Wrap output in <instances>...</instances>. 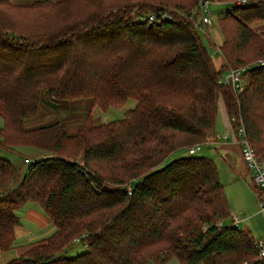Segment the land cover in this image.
I'll list each match as a JSON object with an SVG mask.
<instances>
[{"label": "trees", "instance_id": "trees-1", "mask_svg": "<svg viewBox=\"0 0 264 264\" xmlns=\"http://www.w3.org/2000/svg\"><path fill=\"white\" fill-rule=\"evenodd\" d=\"M207 1L210 9L229 0ZM198 5L0 0V148L47 153L26 157L24 171L0 156V251L18 247L16 211L26 203H38L56 227L7 264H264L249 231L218 226L230 208L212 158L188 152L160 166L214 137L220 99L264 161V65L248 71L242 94L220 84L224 70L196 28ZM164 12L171 19H141ZM219 22L225 65L264 57V0L223 11ZM123 37L127 45L119 43ZM41 99L50 112L80 101V115L49 114L48 124L26 125L49 120L40 115ZM129 99L135 106L121 119L92 115L96 106L107 110ZM76 238L86 250L67 257Z\"/></svg>", "mask_w": 264, "mask_h": 264}, {"label": "rangeland", "instance_id": "rangeland-1", "mask_svg": "<svg viewBox=\"0 0 264 264\" xmlns=\"http://www.w3.org/2000/svg\"><path fill=\"white\" fill-rule=\"evenodd\" d=\"M36 1L40 0H14L16 4L21 5H28L32 4ZM238 0H229L228 2H224L227 4H211L210 10L212 12V25L210 27V37L207 35V31L205 32L199 27V19L195 18V22L197 25V29L201 35V39L206 47V49L209 51L210 55L213 57L215 61L216 68L219 70H224L223 73L226 70L229 69H235L237 67H240L245 64L255 63L258 61V58H255L249 62H244L241 65H238L236 67L231 66L228 64L225 65L223 62V59H221V52H220V46L222 45L223 41V35L221 32L220 22H219V14L223 11H226L230 9V4L232 2H235ZM172 17L171 14H168ZM227 28L230 31H235L236 22L233 21V19H228L226 21ZM260 25V22H255L251 24L250 26L253 29H256V27ZM262 29V28H260ZM120 44L125 45V38H121L119 41ZM127 45V44H126ZM97 47L91 48V51L95 52ZM260 59H262L260 57ZM228 66V67H227ZM102 70V69H101ZM246 81L245 85L249 82L250 76L248 75V72L246 73ZM42 100H40V108L39 111H41L40 115H44L46 119H49L48 121L43 119L42 116L38 118H30L25 121V124H37V125H43L48 124V122L51 121V118H49V114L58 116L59 118H66V117H79L80 112L77 111L76 103L80 102L77 101L75 104L71 103L72 101L64 102V108L63 111H51L50 109L43 107ZM71 103V104H70ZM220 104L223 105V103L220 101ZM84 105V104H81ZM116 107H110L107 110H101L98 106L94 107L92 109V115L96 117L100 122H109L113 120H118L124 117L125 112L129 109L134 108L135 101L133 99H129L124 105H115ZM224 106V105H223ZM231 119V118H229ZM4 126V120L0 115V128ZM218 136H223L224 134L217 132ZM216 135L212 139L207 140L206 142H202V150L199 152L198 155L207 156L214 160L216 163L219 177L221 180V183L224 186V191L228 200L229 208H230V214L231 216L235 214L236 216H240L241 222L238 224V228L242 230H248L255 239H264V212H261L258 205V193L255 191L254 186L251 182L250 175H246L238 169L237 166L232 164V161H224L222 159L221 153L219 148L215 145H210L207 142H214L216 140ZM196 144H199L196 143ZM195 145V144H193ZM191 145V146H193ZM190 146V147H191ZM189 147V148H190ZM217 148V149H216ZM21 153H18L16 151H0V156L13 160L15 164H19L24 168V170L27 168L29 163L24 162V158L28 157L30 160H33L34 158L41 157V155H46L47 153H44L42 151H39L38 149L31 148V147H23L20 149ZM188 155V149L183 148L179 149L176 152L172 153L167 157V159L160 165L161 167L165 164L171 162L174 159L180 158L182 156ZM35 203V202H34ZM39 206L38 204H35ZM40 207V206H39ZM17 213V212H16ZM46 215V214H45ZM19 216V215H18ZM47 216V215H46ZM18 218L22 220V215H20ZM227 225H233L232 220L228 219L225 221ZM56 228H54V225L52 226L49 235L50 236L55 232ZM45 236V237H46ZM78 240V241H77ZM80 240L78 238L74 239V243L71 244V246L68 249V252L66 254L67 257H76L78 254H81L86 250V247L82 243H78ZM19 245V244H18ZM20 246V245H19ZM18 246V247H19ZM10 258L11 255H13V252L4 254L0 251V264H6L7 257ZM165 264H181L180 261L176 258H172L170 261H168Z\"/></svg>", "mask_w": 264, "mask_h": 264}, {"label": "built area", "instance_id": "built-area-1", "mask_svg": "<svg viewBox=\"0 0 264 264\" xmlns=\"http://www.w3.org/2000/svg\"><path fill=\"white\" fill-rule=\"evenodd\" d=\"M244 3H246V0H238L232 2L230 3V9H232L236 5ZM194 13L198 14L199 27L204 31L206 30L207 35L210 37V27L213 23L212 12L209 9V1L199 0L198 9H196ZM168 14L169 13L166 12L160 13L159 15L152 13L146 16H142L141 19L144 21H148L149 23H155L162 20L171 19V16ZM258 65H264V57H262V59H258V61L255 63L245 64L235 69L226 70L220 77L219 83L224 85L225 87H228L235 94H242L247 85H245L246 73L250 69ZM230 121L234 125L237 120L232 117ZM235 135L238 144L240 145L241 157L247 167L251 182L253 186L258 188L260 193L258 200L259 209L261 212H264V161L255 153L253 146L250 144L246 136V131L242 124L236 126ZM200 150L201 145L195 144L189 148L188 152L189 154L196 155L200 152ZM26 162L29 163L27 159ZM233 220L235 221L233 222V226L237 227V217L233 216ZM218 226L222 227L223 221H219ZM254 248L256 251L257 259L264 262V239H255Z\"/></svg>", "mask_w": 264, "mask_h": 264}, {"label": "crops", "instance_id": "crops-1", "mask_svg": "<svg viewBox=\"0 0 264 264\" xmlns=\"http://www.w3.org/2000/svg\"><path fill=\"white\" fill-rule=\"evenodd\" d=\"M215 4H227V3H215ZM220 101L223 103L224 106L220 104ZM229 118L230 117L227 114L224 101L220 99L218 103V114L216 118V131H215V135L217 139L214 142H207V143H209L210 145L217 146L219 148L218 151H220L221 153L222 159L227 162L232 161L233 162L232 164L237 166L238 169L241 170L246 176L249 174V172L241 157V148L236 139L235 127L233 126ZM217 132L222 133L224 135L218 136ZM1 150L8 151L0 148V151ZM3 158H6L10 162H12L16 167L22 168L21 165L15 164L13 160L7 158L6 156H4ZM25 158H24V162L27 163ZM22 170L24 171V168H22ZM35 204L38 203H34V202L26 203L16 211L17 216L22 215V220H23L21 221V219L18 218L19 222L14 228L15 241L17 246L19 245L20 246L15 249L3 252L4 254L13 252V255H11L9 259H8V255L7 257H5L7 259L6 264L10 260L23 254L31 244L41 239L49 237L46 235H49L50 230L54 224L45 215L43 208L39 204L38 205L40 207ZM233 216L236 215L233 214L231 216L230 214V219L232 220V224L233 222H235L233 220ZM236 217H237L236 222H238L237 223V227H238V224L241 222V218L238 215ZM224 225H227L225 221H223V226ZM54 228H56L55 225Z\"/></svg>", "mask_w": 264, "mask_h": 264}]
</instances>
